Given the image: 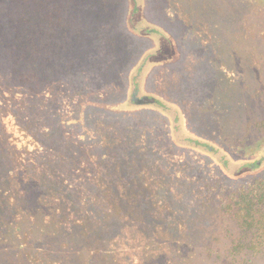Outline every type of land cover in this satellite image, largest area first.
Segmentation results:
<instances>
[{
  "label": "rangeland",
  "instance_id": "374dc122",
  "mask_svg": "<svg viewBox=\"0 0 264 264\" xmlns=\"http://www.w3.org/2000/svg\"><path fill=\"white\" fill-rule=\"evenodd\" d=\"M123 1H17L19 40L15 37L0 45V140L7 149L6 161L19 170L20 164L32 165L45 154L58 172L78 170L86 179L90 174L84 188L89 191V202L124 201L126 188L113 171L128 167L134 175L140 170L128 200L139 203L145 198L136 194L145 191L148 199L144 204L149 209L148 203L160 201L150 193L162 187L170 192L165 197L168 201L161 198L164 204L181 205L183 197L178 193L185 189L194 191L184 200L197 204L201 201L197 190L211 182L207 166L201 163L195 168L203 169L200 175L190 172L181 177L184 165L170 161L168 155L158 164L145 156L153 142L145 139L149 135L144 131H139L135 140L128 139V134L118 135L113 125L106 123L122 117L123 112L112 110L121 108L122 101L135 103L132 88L136 84L142 95L155 98L167 110L152 104L167 114L159 119L163 131L172 132L175 119L180 126L179 139L198 140L216 148L232 166L263 158L264 0H136L138 14L135 0ZM3 7L8 10L15 4L0 0V11ZM9 15L5 13L6 18ZM153 53L157 54L150 57ZM127 62L125 75L122 66ZM173 140L177 142L174 132ZM161 142L163 139L154 141ZM181 155L185 157L186 152ZM102 156L108 158L104 159L107 164ZM200 157L195 158L198 161ZM46 166L51 172L53 166ZM164 204L158 206L162 209ZM179 213L171 216L168 211L162 217L171 216L169 223L176 228ZM20 216L10 221L8 232H17L14 242L26 225L19 224L25 219ZM210 219L218 220V215ZM219 221L209 230L220 233L214 237L220 241L213 242L216 254L227 244L226 228L238 232L230 220ZM158 223L157 218L149 225L118 227L122 229L116 240L120 252L114 254L112 264H178L171 245L152 243V247L148 239L143 242L145 232H151L159 242L170 239L165 233L170 225L159 227ZM10 245L12 242L0 247ZM63 245L68 246L65 241ZM89 249L76 259L82 263L91 258L96 250ZM157 252L162 255L156 262L144 261L147 254ZM10 253L19 256V252ZM40 260L33 264H45ZM57 263L55 257L49 262ZM254 264H264V257Z\"/></svg>",
  "mask_w": 264,
  "mask_h": 264
},
{
  "label": "trees",
  "instance_id": "16d2710c",
  "mask_svg": "<svg viewBox=\"0 0 264 264\" xmlns=\"http://www.w3.org/2000/svg\"><path fill=\"white\" fill-rule=\"evenodd\" d=\"M9 1L15 4V8L7 10L3 7L0 11V45L12 41L15 37L19 40V14L17 13L19 11H16L18 0ZM6 12L10 13L8 18L5 16ZM14 16L16 19H13ZM87 88L86 91H88ZM122 103L121 108L112 109L123 112L122 117H117L116 122L107 121L109 123L106 125H113V130L118 135L128 134L129 137H125L128 139L135 140L139 131L148 134L149 136L145 139H150L153 145L146 150L145 156L149 155L155 164L168 155L170 161L184 165L181 177H184L183 174L190 175V172L196 176L200 175L203 169L195 168L201 163L207 166L206 173L211 182L204 183V186L197 190L200 193L196 195H201L198 197L201 201L191 204L188 199L184 200L194 191L193 189L188 192L185 189L184 192L178 193L183 197L181 205L178 202L164 204L161 198L166 199L170 192H164L162 187H159L157 193L152 195L151 192L150 195L160 201L148 203L149 209H147V205L144 204L145 199H148L145 191L142 192L144 194H136V197L145 198L141 197L142 200L139 203L127 198L132 194V188H134L132 182L138 180L137 174L140 170L134 175L128 167L124 169L116 167L118 171L113 172L121 179L122 187L126 188L122 194L124 201L117 199L105 201L108 203L102 200L89 202L87 200L89 191L84 188L88 186L90 174L86 179L85 176L82 178V172L78 170L58 172L45 154L36 158L33 161L34 164L25 162L20 164L21 169L15 170L6 161L8 157L4 152H7V149L0 140V244L12 242V245L8 247H0V264H33L40 257L45 264H49L54 257L58 261L57 264H102L105 262L112 264V262L115 263L114 254L120 252L116 246V240L119 239V232L122 229L117 228L122 226L130 228L139 223L149 225L157 218L160 222L159 227L166 223L170 225L165 232L170 239L159 242L151 232H145L143 242L146 243L148 239L152 247H154L153 244L171 245L176 249L173 258H177L178 264H254L256 259L263 258L264 163L240 174H232L225 169L220 160L215 158L213 153L193 146L177 144L173 140V131H163L161 128L163 122L159 119L161 116L167 117V114L156 105L144 106L125 100ZM178 109L181 111L179 107ZM162 139L163 142L154 143ZM169 147L174 148V152H170ZM183 152H186L185 157H181ZM197 155L202 157L198 161L195 158ZM101 159L106 163L108 158L102 156ZM214 159L219 161L221 166H218ZM47 164L53 166L51 172L47 171ZM225 171L228 174H225ZM75 178H77L76 182H74ZM97 189L98 186L94 188V190ZM113 194L111 189L110 195ZM203 195L205 197H202ZM83 197L85 201L82 200ZM8 199L12 202L9 203ZM160 204H164L162 209L158 206ZM168 211L171 216L176 211H180L177 217L179 225L176 228L169 223L171 216H167L166 219L162 217L163 213ZM18 214L19 217L22 214L25 218L20 220L19 224L26 222V225L24 232L19 229V240L14 242L13 235L17 232L8 231H10V221ZM215 215H218V220H211L210 217ZM225 220H230L238 232H231L226 228L224 239L227 244L222 252L216 254L213 242L220 241L218 237L214 238L220 233L209 230L217 221L224 223ZM180 228L184 231L174 232ZM128 234L136 237L132 236V232ZM64 241L68 244L67 247L63 245ZM198 243H202L199 244V248ZM89 248H94L96 252L87 261L79 262L76 259L77 256L84 250H91ZM15 251L19 252L18 257L10 253ZM198 251L201 253L198 254ZM123 255H126V252H123ZM161 255L160 252L156 255L149 253L146 256L148 260L144 261L156 262Z\"/></svg>",
  "mask_w": 264,
  "mask_h": 264
},
{
  "label": "water",
  "instance_id": "95a60500",
  "mask_svg": "<svg viewBox=\"0 0 264 264\" xmlns=\"http://www.w3.org/2000/svg\"><path fill=\"white\" fill-rule=\"evenodd\" d=\"M157 53H159V52H157ZM157 53L151 54L150 57L155 56ZM135 86H136V84L134 85V87L132 89H133V99H134V102L136 104H139V105L156 104L159 108H161L162 110L167 112V110L163 106H161V104H159V102L157 100H155V98H150L146 95H142L140 92V90H141L140 85L138 87H135ZM173 120H174L173 132H174V135H175L177 142H180L182 144L187 143V145H190V146L199 148L201 150L213 153V155L218 160H220L222 162L225 169L232 174L237 175V174H240L241 172L251 170V169L259 166L264 161V157H263V158L255 161L254 163H244V164H241L239 166H232L230 164L228 158L225 155H223L220 151H218L216 148L209 146L206 143H201L198 140H192V139H187V138L186 139H179V137H178L179 131H180L179 122L176 121L175 119H173Z\"/></svg>",
  "mask_w": 264,
  "mask_h": 264
},
{
  "label": "crops",
  "instance_id": "0c3cea01",
  "mask_svg": "<svg viewBox=\"0 0 264 264\" xmlns=\"http://www.w3.org/2000/svg\"><path fill=\"white\" fill-rule=\"evenodd\" d=\"M123 1V0H122ZM124 2V1H123ZM135 3H136V5H135V10L137 11V14L139 13L138 12V9H139V3L138 2H136V0H135ZM145 11L146 10H148L147 8H145L144 9ZM138 16V15H137ZM121 19H122V16H121ZM119 27H120V29L122 30V28H121V26H120V24H119ZM129 65V62H127L125 65H123L122 67L125 69V71H124V73L123 74H125L126 75V70H127V66ZM147 105H152V104H147Z\"/></svg>",
  "mask_w": 264,
  "mask_h": 264
}]
</instances>
